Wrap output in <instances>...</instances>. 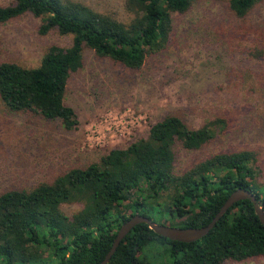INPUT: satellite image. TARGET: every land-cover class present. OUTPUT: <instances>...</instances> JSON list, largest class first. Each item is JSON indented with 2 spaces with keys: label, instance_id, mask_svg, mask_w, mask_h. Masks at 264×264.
I'll return each instance as SVG.
<instances>
[{
  "label": "trees",
  "instance_id": "obj_1",
  "mask_svg": "<svg viewBox=\"0 0 264 264\" xmlns=\"http://www.w3.org/2000/svg\"><path fill=\"white\" fill-rule=\"evenodd\" d=\"M224 1L240 18L262 0ZM192 2L124 0L132 14L127 24L74 0H12L0 6V23L30 13L41 19L40 34L57 30L72 37L69 47L50 46L35 68L0 62V102L10 112L60 120L73 129L76 117L64 96L70 75L82 67L84 49L138 71L148 56L167 48L172 14L186 13ZM222 122L190 128L183 117L167 114L150 126L145 139L111 150L85 168H72L32 189L0 192V264H99L121 225L134 215H165L172 224L152 220L170 227L207 226L232 192L256 193L253 151L219 152L180 175L174 172L176 147L196 150L208 144L215 137L212 127ZM163 195L168 202L162 204ZM66 202L82 208L68 217L60 208ZM261 203L264 210V199ZM124 204L126 213L120 209ZM262 257L264 226L252 202L243 200L193 243L171 241L146 224L136 225L108 264H223Z\"/></svg>",
  "mask_w": 264,
  "mask_h": 264
},
{
  "label": "rangeland",
  "instance_id": "obj_2",
  "mask_svg": "<svg viewBox=\"0 0 264 264\" xmlns=\"http://www.w3.org/2000/svg\"><path fill=\"white\" fill-rule=\"evenodd\" d=\"M12 0H0V6ZM127 24L124 0H74ZM167 48L130 70L90 49L66 85L64 104L77 125L13 113L0 102V192L32 189L72 168H85L111 150L145 139L150 126L167 114L183 117L190 128L214 124L215 137L196 149H175L180 175L219 152L248 150L257 155L251 181L264 199V0L236 17L224 0H193L184 14H172ZM41 19L30 13L0 23V62L35 68L52 45L69 47L72 37L57 30L40 34ZM260 51V55L256 54ZM255 54V55H254ZM259 56L257 58V56ZM167 195L159 201L168 202ZM262 204V203H261ZM68 217L82 208L66 202ZM121 211L126 213L127 205ZM161 216V214H160ZM161 218V219H160ZM152 219L172 224L165 215ZM223 264H264V257Z\"/></svg>",
  "mask_w": 264,
  "mask_h": 264
},
{
  "label": "water",
  "instance_id": "obj_3",
  "mask_svg": "<svg viewBox=\"0 0 264 264\" xmlns=\"http://www.w3.org/2000/svg\"><path fill=\"white\" fill-rule=\"evenodd\" d=\"M258 198L259 197L256 193H252L246 189H238L232 192L225 200L224 204L221 206L216 215L213 217V219L210 221V223L207 226L201 228L188 229L170 227L156 223L152 219H149L147 217L134 215L121 225L113 241L111 249L105 256L104 260L99 264H108L110 258L115 253L120 242L123 241V239L136 225L146 224L148 228L152 230L156 235L171 241L193 243L207 235L208 232L214 228L218 220L228 211V209H230L235 203L243 200H250L252 202L255 214L260 223L264 226V210Z\"/></svg>",
  "mask_w": 264,
  "mask_h": 264
},
{
  "label": "flooded vegetation",
  "instance_id": "obj_4",
  "mask_svg": "<svg viewBox=\"0 0 264 264\" xmlns=\"http://www.w3.org/2000/svg\"><path fill=\"white\" fill-rule=\"evenodd\" d=\"M259 199V198H258Z\"/></svg>",
  "mask_w": 264,
  "mask_h": 264
}]
</instances>
